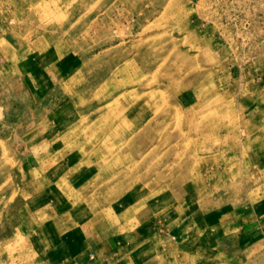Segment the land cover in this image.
<instances>
[{
    "label": "rangeland",
    "instance_id": "1",
    "mask_svg": "<svg viewBox=\"0 0 264 264\" xmlns=\"http://www.w3.org/2000/svg\"><path fill=\"white\" fill-rule=\"evenodd\" d=\"M0 264H264V0H0Z\"/></svg>",
    "mask_w": 264,
    "mask_h": 264
}]
</instances>
